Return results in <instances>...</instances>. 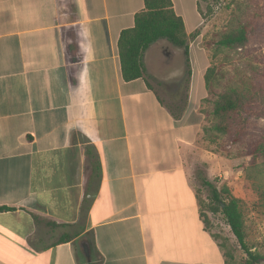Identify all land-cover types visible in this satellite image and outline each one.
I'll use <instances>...</instances> for the list:
<instances>
[{
	"label": "crops",
	"instance_id": "0c3cea01",
	"mask_svg": "<svg viewBox=\"0 0 264 264\" xmlns=\"http://www.w3.org/2000/svg\"><path fill=\"white\" fill-rule=\"evenodd\" d=\"M171 2L187 36L203 25L198 0L190 23L185 0ZM143 7L0 0V207L15 209L0 213V264H88L84 245L97 264L227 263L194 186L227 165L202 112L208 54L192 58L189 44L186 105L174 117L143 78L121 76L117 42ZM151 52L163 56L147 50L146 72L182 75L152 69Z\"/></svg>",
	"mask_w": 264,
	"mask_h": 264
},
{
	"label": "rangeland",
	"instance_id": "374dc122",
	"mask_svg": "<svg viewBox=\"0 0 264 264\" xmlns=\"http://www.w3.org/2000/svg\"><path fill=\"white\" fill-rule=\"evenodd\" d=\"M185 9L189 23L200 21L196 0H185ZM199 12L203 25L197 29L199 36L190 40L189 44H192V58H195L197 50H206L208 54L211 93L207 90L208 97L203 100L202 112L211 120L206 130L212 144L210 150L215 156L227 160L226 166L222 163L226 167L220 170L222 176H215L211 182L219 190L227 188L230 195L239 200L246 243L252 251L264 257V162L260 158L252 159L248 154L249 142L264 138V0H200ZM250 20L258 25L256 36L247 47L230 50L215 44L222 35ZM157 58L151 52L146 61L153 65ZM168 74L162 73L164 76ZM146 76L165 104L172 107L177 101L173 100L175 85L182 76L156 79L150 69ZM230 89H237L251 97L248 105L252 111L238 113L233 119L248 130L247 137L236 144L210 130L215 122L211 115L213 102ZM194 186L200 215L218 244L225 249L226 264H241L246 256L222 216L207 210L208 189L198 180Z\"/></svg>",
	"mask_w": 264,
	"mask_h": 264
},
{
	"label": "trees",
	"instance_id": "16d2710c",
	"mask_svg": "<svg viewBox=\"0 0 264 264\" xmlns=\"http://www.w3.org/2000/svg\"><path fill=\"white\" fill-rule=\"evenodd\" d=\"M199 1L197 2L198 12ZM143 4V9L134 16V26L123 30L117 42L121 76L125 82L143 78L147 87L152 91L154 90L158 95V101L165 104L146 76L144 54L154 44H162L160 50H178L185 70L175 85L173 100L177 101L172 107L166 105L173 112L174 117L178 118L186 105L188 84L191 77L189 42L196 39L199 33L195 30L190 36L186 35L183 20L175 14L171 0H143ZM199 14L202 17L200 12ZM257 25L255 21L251 20L239 24L234 30L222 35L215 44L230 50L244 49L255 38ZM204 80L206 89L211 93L209 69L206 71ZM250 103V95L237 89H230L219 95L217 100L213 102L211 115L215 122L210 130L216 135L226 136L232 144L243 141L248 135V130L245 125L233 122V119L238 113L247 114L251 112L252 109L248 105ZM248 154L252 156V159L260 158L264 162V138L249 142ZM201 183L209 192L207 198L208 212L222 216L239 249L246 256L241 264H264V257L252 251L246 243L239 200L232 197L227 188L219 190L206 179H203ZM12 211L15 209L0 207V213Z\"/></svg>",
	"mask_w": 264,
	"mask_h": 264
},
{
	"label": "water",
	"instance_id": "95a60500",
	"mask_svg": "<svg viewBox=\"0 0 264 264\" xmlns=\"http://www.w3.org/2000/svg\"><path fill=\"white\" fill-rule=\"evenodd\" d=\"M163 45L162 44H159L157 46V44H154L152 46H150L148 48V50H158V47H159V50L160 48L162 47ZM170 50V51H169ZM169 50H163V56L159 55L158 58L162 61V63L158 62V58L155 60V63L153 65H150V63H148L150 66H152V69L156 67V70L160 71L161 73L162 72H169L170 71H176V72H180L178 74H182L183 71H184V66H183V63H182V58H181V55L179 53L178 50H174V49H169ZM150 55V54H149ZM148 59H149V56H148ZM162 64H164L165 68H163ZM159 78V77H158ZM83 252H84V255L85 257L87 258V261L86 263H91L92 260L90 259V251H89V248L87 246H83Z\"/></svg>",
	"mask_w": 264,
	"mask_h": 264
}]
</instances>
